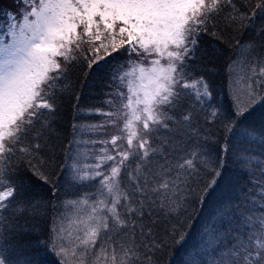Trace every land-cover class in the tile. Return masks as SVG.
Listing matches in <instances>:
<instances>
[{
	"label": "snow or ice",
	"instance_id": "6c2138e0",
	"mask_svg": "<svg viewBox=\"0 0 264 264\" xmlns=\"http://www.w3.org/2000/svg\"><path fill=\"white\" fill-rule=\"evenodd\" d=\"M205 212L179 264H264V0H0V264H174Z\"/></svg>",
	"mask_w": 264,
	"mask_h": 264
},
{
	"label": "rangeland",
	"instance_id": "374dc122",
	"mask_svg": "<svg viewBox=\"0 0 264 264\" xmlns=\"http://www.w3.org/2000/svg\"><path fill=\"white\" fill-rule=\"evenodd\" d=\"M94 95V93H93ZM97 97L95 96V98H90L91 102H95V99ZM90 102V103H91ZM70 199H72L73 197L69 196ZM204 221H209L210 222V216L208 214V212L204 213V217L203 219H198L196 222V226H195V230L191 233L190 237L188 238V244L185 250L183 251H177L180 252L178 255H176L177 253L175 252L172 259L174 261V264H179V262L184 259V257L187 254V250H190L192 248V245L197 244L200 239H201V232H202V224L204 223Z\"/></svg>",
	"mask_w": 264,
	"mask_h": 264
},
{
	"label": "trees",
	"instance_id": "16d2710c",
	"mask_svg": "<svg viewBox=\"0 0 264 264\" xmlns=\"http://www.w3.org/2000/svg\"><path fill=\"white\" fill-rule=\"evenodd\" d=\"M93 98H95V93H94V95H93ZM89 102H91V100H89ZM87 122H94L93 120H89V121H87ZM85 138H87V137H85ZM66 199H70L69 197H66ZM60 211H63V209H60ZM209 211H210V209H209ZM191 235V234H190ZM190 235H189V237H190ZM181 251H183V250H181ZM180 251V252H181ZM180 252H176L177 254L176 255H178Z\"/></svg>",
	"mask_w": 264,
	"mask_h": 264
}]
</instances>
